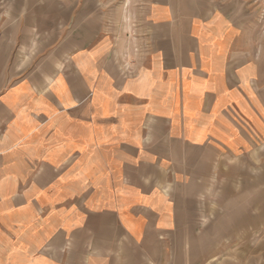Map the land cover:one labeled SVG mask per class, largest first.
<instances>
[{
    "label": "crops",
    "instance_id": "obj_1",
    "mask_svg": "<svg viewBox=\"0 0 264 264\" xmlns=\"http://www.w3.org/2000/svg\"><path fill=\"white\" fill-rule=\"evenodd\" d=\"M129 1L0 0V264H252L264 48L221 0Z\"/></svg>",
    "mask_w": 264,
    "mask_h": 264
},
{
    "label": "rangeland",
    "instance_id": "obj_2",
    "mask_svg": "<svg viewBox=\"0 0 264 264\" xmlns=\"http://www.w3.org/2000/svg\"><path fill=\"white\" fill-rule=\"evenodd\" d=\"M225 7L236 15L247 27L249 37L254 40L257 50L264 48V0H221ZM114 16L123 12L129 0H108ZM143 0H131L132 7H139ZM237 167L243 169L244 176H239L238 185L250 182L252 197V264H264V149L254 156L238 161ZM243 173V172H242ZM244 188V186L242 185ZM248 211V209H247ZM244 240L241 241V244ZM241 247H244L242 245ZM250 261V260H248Z\"/></svg>",
    "mask_w": 264,
    "mask_h": 264
}]
</instances>
